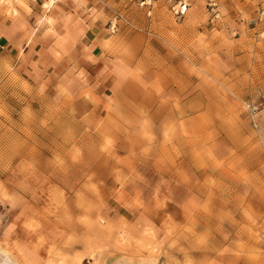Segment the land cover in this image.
<instances>
[{
    "label": "rangeland",
    "instance_id": "374dc122",
    "mask_svg": "<svg viewBox=\"0 0 264 264\" xmlns=\"http://www.w3.org/2000/svg\"><path fill=\"white\" fill-rule=\"evenodd\" d=\"M83 1L50 10L98 9ZM108 1L103 32L133 37L128 60L144 65L124 76L129 118L105 106L119 74L107 63L102 80L73 72L109 96L94 117L78 97L71 117L31 50L45 0H0V248L16 264H264V0H187L180 18V0ZM160 83L174 99L140 121ZM179 94L199 97L184 115L200 118L182 123Z\"/></svg>",
    "mask_w": 264,
    "mask_h": 264
},
{
    "label": "crops",
    "instance_id": "0c3cea01",
    "mask_svg": "<svg viewBox=\"0 0 264 264\" xmlns=\"http://www.w3.org/2000/svg\"><path fill=\"white\" fill-rule=\"evenodd\" d=\"M52 1L53 0H45L44 2V6L47 7L50 14L45 13L41 21L46 28L43 35V42L38 48L31 49L32 54L40 57L38 62L42 61L40 69L42 83H45L46 80L53 76L57 79L55 84L57 88V101L60 105L67 106L71 117L77 116L78 114V97L82 101L85 99L88 100L89 107L86 108L85 111H89V114L86 115L94 117L98 105L105 100V96H109L107 87L98 84L95 87V93L86 92L85 89H80L78 87V80L73 79L74 76L78 77L80 74H74L73 72L84 71L83 75L86 74L88 79L99 78L102 80L103 78L101 76L97 77L96 74L100 73L102 75L104 73V63L111 64L113 70H119V74H117V78L115 79L117 91L114 98H110L104 103H106L105 106H110L109 111L111 113L115 115L118 113L124 118H129V110L126 106L134 100L135 95L129 93L134 91L136 81L126 80L124 76H126V73L132 72V66L134 64L136 65L133 67L134 74L132 77L136 75V72L144 69L142 68L144 65L141 62H136L131 65V61L128 60L131 46V53L129 55L135 56L136 54L133 48L135 45L133 37L123 38L127 36L126 33L113 36L106 35L103 32V25L106 22V12L103 11V9L100 11L99 7H107V5H109L108 0H100L102 6L98 5L99 0L93 1L95 7L97 5L98 9L93 8L88 16L85 15L83 11L81 14H78L76 11L72 14L58 11L52 12V10H50ZM76 1L77 4L87 3L83 0ZM40 19L41 16H37L35 21H40ZM58 53L59 58L64 60V64H62V61L55 62L52 60V56ZM65 56L68 57V60L72 58L70 60V62H73L71 65H68V62L64 59ZM63 71L65 75H62ZM44 76H47L46 80H43ZM160 85L162 87L160 92V87L158 85L155 86L156 91L159 93L151 91L148 87L149 97L147 101L141 105L140 121H150L156 117L157 111L153 109L154 105L152 104L156 97L163 98L164 103H167L166 99H170L171 101L174 99V95L165 89V85L161 83ZM176 98H180V101H186L176 106V109L180 110L182 123L188 122L194 118L198 119L202 116V113L199 112L191 118H187V116L184 115L186 109L199 107L200 103L198 96L191 101L188 100L186 94L176 95ZM81 107L83 108L85 105ZM170 110H172V107ZM165 112L167 111L165 110ZM159 117L165 121L166 127L164 131L166 135H168V132H177V128L173 126L172 115L169 116L166 113L165 116L159 115ZM170 125H172L171 128L168 127Z\"/></svg>",
    "mask_w": 264,
    "mask_h": 264
},
{
    "label": "built area",
    "instance_id": "2783aa9c",
    "mask_svg": "<svg viewBox=\"0 0 264 264\" xmlns=\"http://www.w3.org/2000/svg\"><path fill=\"white\" fill-rule=\"evenodd\" d=\"M188 1L187 0H180L178 4L173 8L174 14L181 17L185 15L187 9H188Z\"/></svg>",
    "mask_w": 264,
    "mask_h": 264
},
{
    "label": "bare ground",
    "instance_id": "6f19581e",
    "mask_svg": "<svg viewBox=\"0 0 264 264\" xmlns=\"http://www.w3.org/2000/svg\"><path fill=\"white\" fill-rule=\"evenodd\" d=\"M10 260H13L11 256L5 250L0 248V264H12V262L16 264L14 260L13 261ZM115 264H128V263L123 261H118Z\"/></svg>",
    "mask_w": 264,
    "mask_h": 264
}]
</instances>
